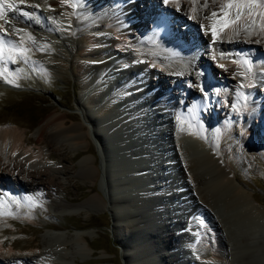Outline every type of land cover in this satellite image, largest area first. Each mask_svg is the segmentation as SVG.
Instances as JSON below:
<instances>
[{"label":"bare ground","instance_id":"6f19581e","mask_svg":"<svg viewBox=\"0 0 264 264\" xmlns=\"http://www.w3.org/2000/svg\"><path fill=\"white\" fill-rule=\"evenodd\" d=\"M74 1L77 0H24V4H20L19 0H12L22 10L38 13L40 22L35 23L19 13L9 12V23L5 25L8 35L4 41H0V45H2L0 60L5 64L2 65L7 69V75L14 78L13 67L11 69L13 62L9 56L12 52H19L25 44L23 39L21 41L11 31L13 26L23 30L21 34L23 38L25 37V26L43 29L42 32L46 31L47 37H50L51 40L52 37H61L62 34L71 35L73 40L64 39V43L69 51L67 56L70 59V64L71 66L72 64L76 65L79 81H81L77 105L83 113V120H76L64 111L52 112L36 128L35 139L28 137L27 128L23 129L20 124L0 121V199L4 201L0 203V264H19L21 259L30 264H41V261L46 262L56 255H61L64 258L63 264H71V260L75 259L77 255L74 243L76 242L80 249L85 250L82 246V241L87 242L84 233H78L72 238L63 233H49L48 239L41 244L37 237L27 239L26 233L22 231V238L17 240L20 232L15 228L6 227V225L22 226L23 224H20L24 222L23 218L31 221L35 217L33 210L37 206L30 208L23 200L20 205L13 204L4 196V193H7L9 197L19 198L32 195L36 204L41 205L39 207H53L55 211L71 209L70 201L61 194L63 191L61 175H72L75 167L61 163H64L66 159L72 161L76 155L65 156L63 154L61 163H58L54 150L57 145H61L63 148L67 145L81 147L86 144L89 146L88 137H91L100 152V147L103 150L104 141L100 129L108 134L109 139L114 142L115 139L111 138V133L112 128L116 126L119 129L120 141L137 149L138 143L134 142L136 138L145 139L146 136L139 132L130 133V126L137 123L136 126L141 125L140 127L145 128L148 124L145 121V114L139 115L138 109L134 110V118L131 113H125L123 115L124 122H133L130 126H125L122 120H118L116 123L109 117L116 110L123 111L124 107L127 110L132 109V106L135 108V102L138 100L120 101V97L123 93H130L131 89L136 93L142 89L147 92L149 89L145 81H150L153 85H149L152 89L156 87L155 90L145 99L138 97L139 94H135L136 98L138 97L140 102L143 101L145 105L152 104L150 110L160 120L157 122L147 117L156 125L154 130L161 131L162 136L165 132H169L170 136L174 135L175 145H177L174 151L178 159V170L169 167L170 174L156 172L155 169L151 170L157 173L160 180L168 179L171 173L174 174L178 192L182 193L185 199L179 195H173L175 201L171 200L170 202L167 200L168 196L161 198L153 194L155 197L153 201L161 202V205L157 204L159 206L155 207L160 208L164 215L160 217L159 213L154 210L148 214L147 206L151 198H146L141 187L136 183L142 180L146 182L148 173H151L149 166H152L150 163L147 164V160L155 157L151 151H148L149 155L147 156L142 153L140 157H137L134 156L136 153L133 150L131 155L134 158L130 157L128 160L140 168L137 174L139 179L135 177V174L130 175V169L125 168L121 162L120 164L117 162V171L112 170L108 173L113 181L111 187L109 185L112 193H109L108 198L105 200L100 193H96L79 206L86 207L89 206L88 203L93 204L96 209H105L108 205L111 206L116 227L118 226L116 235L123 241V249L126 251L125 264H264V246L260 245L263 248H257L260 243L258 239H261L258 238V233L264 227V209L254 201V195L248 194L246 189L236 182V177L225 159L219 143L227 136L235 137L237 134L236 125L229 119L232 114L237 116V123L244 125V128L249 121L252 124L245 128L246 134L242 139L240 137V144L245 147L248 145V149L252 152L258 146L261 147L259 143L264 140V131H262L264 129V27H262L264 20H261L258 14L255 17L249 16L247 10H244V14L234 24H229L222 30L218 25L217 35L214 39L210 25L214 19L222 18L223 13L220 9L227 3V0H176V2L167 4L164 3V0H150V3L148 0H118V6L117 1L115 4H111V0V2L107 1L110 7L106 8L97 5L101 0H79L80 4L76 9L72 6ZM86 3L94 5L93 7L97 8V12L99 11L100 14L96 16V12L92 13L95 9H90ZM177 3L179 7H177ZM25 4L38 7L26 8ZM158 4L164 6L162 17L160 10L156 8L153 9L154 14H152L153 10L147 14L143 12L149 8V5L153 8ZM205 4L207 7L204 6ZM136 7L144 10L139 12ZM46 11L55 18L56 23L48 21L42 13H46ZM213 11L218 13L214 19L211 17ZM235 12V9L230 12L232 20L236 19ZM90 13L95 15L89 16ZM152 16H160L161 26L153 24L156 27L155 30H152L153 26L151 28ZM137 17L141 20V25L130 22L131 19ZM173 21L182 22L183 26L185 28L187 26L189 30L182 32L176 29V26L172 24ZM0 24H4V21L0 20ZM111 32L115 34L116 38L111 36ZM2 33L3 29H0V34ZM79 34L85 38L86 45H82V43L79 45L75 40V36ZM43 35L45 34L42 33L40 37L36 38L35 43H39ZM178 35L179 41L176 42ZM155 38L158 40L154 41ZM38 43V51L46 53L45 44L38 46ZM238 44L246 45L247 52L237 55L238 58L235 62L228 61L224 55H217L218 48L225 49ZM12 45H17V49L14 50ZM48 45L46 42V46ZM49 46L54 50L51 45ZM186 50L191 51L193 56L195 53H199L198 61L210 63L213 78L215 72L220 73L224 87L219 94L223 96L224 104L220 110L222 122L217 123L218 125H213L212 121L218 116L220 117L221 114L211 103L219 102L218 94L216 95L213 89L208 94H200L199 88L195 84L189 83L190 86H185V88L182 86L183 81H190L189 78H192V72L196 71L195 68L199 63L196 61L195 64H191L190 69L181 66V62H186L184 61L186 57L190 58V54L185 56ZM117 57L122 62L117 63ZM245 59L251 64L250 72L247 70L248 65L243 63ZM5 61H8L9 65ZM128 61L136 65L134 73H137L135 75L137 80L122 85L121 88H118L121 90L118 92L117 89L115 90L116 93L110 92L108 81H112L119 69L126 67L125 63ZM35 64L52 69L53 72L62 75L68 68L65 62L62 63L47 55L41 56ZM243 65H245V69H242ZM192 66L193 69H191ZM106 70L111 71L105 77ZM20 75L21 72L17 76ZM0 80H3L1 73ZM10 84L14 87L16 85ZM255 88L258 91L257 96L252 99H244L238 109H232V92H236L237 95L244 94V91ZM142 94L141 91L140 96ZM207 96L211 97L209 102L211 105L207 104ZM154 97L157 98L155 103L152 102ZM226 99H228V103H226ZM121 102L125 104L121 106ZM85 105L90 110H87ZM202 107L209 108L208 111L211 112L209 113L213 115L209 118L210 120L202 116ZM142 111L141 113L145 110ZM195 117L197 124L194 123ZM162 118L165 119L164 122ZM69 119L72 121L68 122ZM125 129L129 131L127 132ZM147 139H150V144H153L158 138L156 135ZM188 140L191 142V147L184 146L186 144L184 142ZM143 142V140H139L140 145ZM113 144L118 151L117 143ZM157 144L160 145L158 142ZM166 150H168L167 147ZM80 163L83 168L81 178L94 183L99 181V187L103 190V164L98 165L96 154L89 153L81 159ZM141 163L146 164H142L141 167ZM204 166L205 168L210 167V169L207 167L209 169L207 173L204 168L202 171ZM145 167L149 168L150 172H142L141 169H145ZM118 175L122 176V179L118 178ZM116 176L117 183L114 182ZM164 184V188H162L164 192L168 186L173 185L170 180L169 182L165 181ZM163 185L151 187V191L156 192V189L158 190ZM212 189L221 191L222 197L220 198H222L223 209L231 220H235L237 217L247 219L246 223L244 222L245 225L241 227V232L238 231L239 235L231 232L230 227L225 224L222 214L217 211L212 197L214 194H211ZM176 199L179 200L176 201ZM184 206L187 208L186 216L182 213ZM6 210L13 215H4ZM167 212L170 213L167 214ZM146 214L150 215V218ZM151 215L155 218H151ZM183 217L189 219L188 224L185 223ZM172 218L175 220H170ZM180 219L185 225H181ZM178 225L182 226L181 232L176 230ZM38 228H41V225ZM144 232L149 237L155 236L154 242L150 241L149 237L143 239L145 235L143 236L142 233ZM7 236L14 239L10 246ZM60 239H63L60 241L61 243H57L56 241ZM148 243L151 244L152 251L147 247ZM26 245L33 246L35 249L28 250L29 252L25 254L15 251V247ZM70 246H73V249ZM136 254H139L141 259L138 260ZM185 255L187 257L183 258Z\"/></svg>","mask_w":264,"mask_h":264},{"label":"rangeland","instance_id":"374dc122","mask_svg":"<svg viewBox=\"0 0 264 264\" xmlns=\"http://www.w3.org/2000/svg\"><path fill=\"white\" fill-rule=\"evenodd\" d=\"M107 1L111 2V0H101L99 6L101 8L102 6L103 8L110 7L109 6L110 4L107 3ZM112 1H113L112 3L114 4L115 1H117V6H118V0H112ZM148 3H150V0H148ZM86 4L90 6L89 7L90 9L91 8L95 9V11H93L92 13L96 12L95 13L96 16L100 14L99 11L97 12V8L93 7L94 5L92 6L89 3ZM136 4L138 3L136 2ZM150 6L151 5L148 6L149 8L147 7L148 8L147 10L143 9L144 11L142 9H138L137 7L136 10H139V12L141 11L146 12L147 14V12L153 10L154 8L163 11V7H164L163 4H158L153 8ZM154 10L152 11V14L155 13ZM100 12H102L101 9ZM30 13H34L35 18L29 20H32L35 23L40 22V18H39L40 16L38 13L36 12H30ZM92 13L88 15L89 16L95 15ZM45 14L46 16H48L47 18L50 21L52 20L51 22H53V24L54 22L56 23L55 18L51 16L49 12L46 11ZM147 18L150 19V17ZM167 19L169 20V18ZM162 20L164 21L165 19L163 18ZM140 21L141 20H139L138 17L130 20V22H134V23L136 22L141 25ZM175 23L176 22L174 21L172 22V24L176 26L175 28L181 30L182 32H185L188 29V27L186 26L185 28V26H183V23L180 21H178L176 24ZM152 26L153 23H151V28ZM24 28H25V32H24L25 37L23 38V40L25 46L22 47L19 52H12V54H10L9 56L10 60L13 62V64L11 65V69L13 67L12 72L14 71L13 73L15 75L14 78H11L10 76L7 75L8 74V72H6L7 69H5V67L2 65L4 63L0 60V73L3 75V80H0V121H3L5 123L14 122L20 124L23 127V129L27 128L28 137H30L31 139H35L36 128L43 120H45V118H47L49 114H51L56 110L64 111L70 117H73L76 120H83V113L77 105V100H78L77 94L81 88V83H80L81 81H79L80 79L77 74L76 65L72 64L71 66L70 64V59L67 56L69 51L64 43L66 39H68L69 41L73 40L71 35L66 33V34H62L61 37L54 38L51 36L52 37L51 40L50 37H47L46 31L42 32L43 29L41 30L30 26H25ZM155 28L156 27L153 26L152 30H155ZM42 33H44L45 35L42 36V38L39 40V43L38 42L33 43L31 40L28 39V36L31 35L36 41V38L40 37ZM112 35L113 38L114 37L116 38L115 34L111 32V36ZM76 36H75V40L79 43V45L81 43L82 45H86L85 43L86 40L84 37H81L80 34L77 37ZM46 42L49 45H51L54 48V50L51 49V47L48 45L47 48L45 49L46 53H43L42 51H38L37 43L38 46H43L44 44L46 46ZM21 53H23V55H21ZM43 55H47L49 57H52L53 59H57L62 63L65 62V64L68 65L65 74L62 75L60 73L53 72L52 69L43 67L42 65L35 64ZM24 57H27V59H25ZM5 62L7 65H9L8 61ZM20 72L21 75L18 77L17 75ZM215 75L220 76V73ZM12 80L14 81V83ZM125 81H126L125 79H121L119 83H125ZM10 83L16 84L17 86L15 85L14 87V85H12L13 87H6V88L2 87V85L11 86ZM183 83L184 84H182V86L184 88L185 86L186 87L190 86L187 80L186 82L183 81ZM149 84L153 85L152 83ZM149 84H148V88L150 89L151 86ZM155 88L156 87H154L153 89L151 88V90L154 91ZM217 98L219 99V102H214V103L212 102V106L216 108V111L220 113L221 116L220 117L216 116L217 118L215 120L213 121L211 120L213 125H218L217 123H219L220 121L222 122V120H220L222 119L221 118L222 113L220 110H222L221 107L223 106L222 104H224V98L220 94L217 96ZM208 105H211V103H208ZM202 109H203V111H201V114H203L202 116L206 117L207 120H210L209 118L213 115H211L210 114L211 112L208 111L209 108L202 107ZM170 110H172V108ZM194 119H195L194 123L197 124V118L195 117ZM69 121H72V119H69L68 122ZM233 123L236 125V131H237L236 136L235 137L227 136L226 139L219 142L220 146L224 152L225 159L229 163L232 172L236 177L235 179L236 182L241 184L246 189L248 194L254 195L255 199L254 198L252 199H254V201L261 208L264 209V140L260 141L259 143L261 147L258 146L257 149H254L251 152L248 149V145H246L245 147V145L240 144L241 143L240 137L242 139L246 134L244 125H239L237 123V119ZM262 131H264V129H262ZM88 138H89L88 141L89 146H87L86 144L81 147L75 145H67L65 146V148H63L61 145H57L56 150H54L55 159L56 162L58 163H61L62 160L61 157H63V154H65V156L76 155L72 161L66 159L67 161L64 160V163L63 162L61 163L64 165L75 167V171L74 173H72V175L69 174H67V176L61 175V181L63 182V186H62L63 191L61 192V194L64 195V197H66L70 201V205L72 206V208L55 211L53 207L43 208L37 206L36 208H34V210L32 209L35 214V217L31 221L27 220L26 218H23L22 220L24 222L20 224V225L23 224L22 226L14 227L10 224H7L6 227L15 228L18 230V232H20L19 238L17 240L22 238L21 232L24 231L26 233L25 237L27 239H33L34 237H37L38 241L41 244L42 242H44V240L48 239L47 236L49 233H54V234L63 233L70 238H72V236H76L78 233H84L86 235L85 237L87 239V242L82 241L83 244L82 246L85 248V250L80 249L78 244H76L75 242L74 249L77 255L75 259L71 260V264H125L126 251L122 249L123 241L116 235L118 226L116 227L111 206L108 205L107 208L105 209H96L95 206H93V204L90 205V203H88L89 206L86 207L79 206L81 203L86 202V200L90 199L96 193H100V195H102V197L106 200V196L99 187L100 185L99 181L94 183L92 181L84 180L83 178H81V174H82L81 171L83 170V168H81L80 162L84 156H87L89 153H94L97 156L98 165L101 166L102 164V163L99 164V153L97 151L98 146L96 145L94 139H92L91 137ZM161 138H164L163 141L164 143H162V145L165 144L168 146L167 151L169 153L167 155H168V159L173 160L172 168H176L178 170V159L176 158L174 151V149L176 150L177 145H175L174 135L171 134L170 136L169 132L168 133L165 132L163 136L161 135ZM184 143H186L184 144V146L191 147V142L189 140L185 141ZM163 148L157 147L156 149H158V151H154L153 149H150L149 151L153 153L155 157L154 159H158V160L166 159L164 157H167V155L163 154L164 153L162 150ZM169 148L171 149V151H169L170 150ZM157 152H159V154L161 155H158ZM118 163L120 164V162ZM207 167L210 169L209 166ZM203 168L205 169L206 173L207 170L209 171V169L208 168L206 169L205 166L202 167V171H204ZM144 170L145 171L143 170L141 171L146 173L147 170H149V168H145ZM150 171L151 173L152 172L155 173L154 170L150 169ZM173 171H175V169ZM170 176H171L170 178L173 180V181L171 180L173 185L168 186V189L170 191L173 189L172 190L173 194L171 193V196H168L167 200L170 202L171 200L175 201L174 198L175 195H179V197L185 199V196H183L182 193L179 194V192H177L178 184L177 181L174 179V174L171 173ZM164 185L161 187H164ZM156 192H154L155 196L161 198L164 197V193L161 192L156 193ZM142 193H144V191H142ZM211 194L212 195L214 194L212 197L213 200L215 201V206L217 208V211L222 214V218L224 219L225 224L230 227L231 232H233L235 235H239V233L241 232V227L245 225L247 219L246 218L242 219V217H237L235 220H231V218L228 217L227 213L223 209L222 198H220L222 197L221 191L212 189ZM179 199H176V201ZM157 204L161 205V202H157ZM155 206L158 205L154 204L152 210L159 213L158 216L160 217L161 215L163 216L164 214L162 210L160 208L157 209V207ZM182 209H183L182 213L185 214V212L187 211L186 206H184V208ZM137 211L139 212V209ZM186 215L187 214H185V216ZM153 217L155 218V216L151 215V218ZM183 218L185 223L188 224L189 219L186 217ZM182 222L183 221L181 220V225H183ZM39 225H41V228H38ZM181 225H178V227H176L177 231L178 230L180 232L182 231ZM262 229L258 233L259 235L258 238L261 239H258L260 240V243L258 244L257 248H263L262 246H264L263 245L264 227H262ZM7 238L9 239L8 245L10 246L13 243L14 239L11 238V236H7ZM62 240L60 239L57 240L56 242L61 243L60 241ZM71 248L73 249V246ZM32 249H35V247L30 245H26L23 247H15V251H17L19 254H23V253L25 254ZM150 249L152 251V248ZM63 261L64 258L61 255L58 256L56 255V257H51L50 259L46 260V262L41 261L40 263L63 264ZM19 264H30V263L21 259L19 261Z\"/></svg>","mask_w":264,"mask_h":264},{"label":"water","instance_id":"95a60500","mask_svg":"<svg viewBox=\"0 0 264 264\" xmlns=\"http://www.w3.org/2000/svg\"><path fill=\"white\" fill-rule=\"evenodd\" d=\"M111 71V70H110ZM110 71H108V70H106V72L104 73V76L106 77V76H108L109 75V72ZM120 75H121V71H118L117 73H116V75H114V79L112 80V81H108V85H109V88H110V92H113L114 93V91L117 89V90H121V89H118V88H121L122 87V85H126V83H119L120 82ZM124 76V75H123ZM130 78H132L130 75L128 76H126V79H130ZM117 80V81H116ZM134 80H132V82H133ZM131 82V83H132ZM129 83H130V81H129ZM114 84H115V86H114ZM118 84V85H117ZM146 84V83H145ZM149 89V88H148ZM144 90L145 89H142V90H139L138 91V93H136L135 91H133V89H131L130 90V93H123L122 94V97H120V101H127V100H138L137 102H135L136 103V107L134 108L132 105V109H126L125 107H124V110L122 111L121 109H119L118 111L116 110L115 112H114V114L113 115H111V117H109L111 120H113L114 122H116L117 123V121L118 120H122L123 121V123L125 124V126L126 125H129L130 126V124H132L133 122L132 121H126V122H124V114L126 113H131L132 115H133V118L135 117L134 116V110L136 111V109H138L139 111H140V114L139 115H144L145 114V116H146V120L145 121H147L148 122V126L146 127L145 126V128L144 127H140L139 125V127L138 126H136L137 125V123H136V125H134V123L132 124V126H130V133H132V134H135V133H138L139 132V134H143V136H146L145 137V139H140V138H136V141H134L135 143H138L137 145H136V147H137V149H133L132 147H130V145L129 144H127V145H125L124 143H123V141H120V137H119V135H118V131H119V129H117V126L116 127H114V128H112V133H111V138H113V140H114V142H116L117 143V145H118V147H119V150L117 151V148H115V146H114V142H112V140H110L109 139V136H108V134H105L104 132H103V130H101L100 129V132H101V136L104 138V141H103V150H102V148L100 147V152H99V150H97L98 151V153H99V164H103V171H104V180H103V184H102V187H104V188H102L103 190H102V192L104 193V195L106 196V198H108V195H110L109 193H112V189L110 188L111 187V184H113V181L110 179V177L108 176V173H109V171H112V170H115V171H117V162H121L122 164H123V166L125 167V168H127V169H130V172L131 173H129L130 175L132 174H135V177L137 178V179H139V176L137 175L138 174V172H139V169L140 168H138L137 167V165L135 164V163H131V162H129V160H130V155L133 153V150H135V153H136V155H134V156H137V157H140V155L143 153L144 155H149V149H153L154 151H158V149H156V147H159V144H157V142L158 143H160V147H164L165 148V150H163V154L164 155H167L169 152H167V150H166V147H168L167 145H165V144H163L162 145V143H164L163 141H164V138L162 139L161 138V136H159V134L161 135L162 134V132L161 131H159V130H154V129H156V125H154L150 120H148L147 119V117L148 118H150V119H152V120H154V121H157V122H160V120H158V118L159 117H157L154 113H152L151 112V110H150V108H152V104L150 103V105H145V103H143V101H141L140 102V100L138 99V97H140V98H146L147 97V95H149L150 93H153V91L152 90H148L147 92H144ZM141 91L143 92V94L140 96V94H141ZM146 91V90H145ZM130 94V95H129ZM135 94H139V96L136 98V96L137 95H135ZM158 95L160 96V94L158 93ZM143 99V100H144ZM157 101V98L156 97H154V98H152V102H156ZM121 104V106H123V104H125V103H120ZM144 112H143V111ZM141 111L143 112V113H141ZM136 116H138V114H136ZM163 117V116H162ZM102 118V117H101ZM100 118V119H101ZM163 119V122H164V118H162ZM99 120V119H98ZM110 122V121H109ZM108 122V123H109ZM160 124V123H159ZM117 125V124H116ZM162 126V125H161ZM138 130V131H137ZM111 132V131H110ZM157 135V140H155L154 141V143L153 144H150V139H147L148 137H152V136H156ZM132 136H134V135H132ZM119 138V140H117L118 138ZM136 137V136H135ZM138 140V141H137ZM139 140H143L144 142V146L142 145L143 143H141V145L139 144ZM145 142H147V143H145ZM148 145H149V148H147L148 147ZM156 149V150H155ZM145 150V151H144ZM143 151V152H142ZM157 154L158 155H161V154H159V152H157ZM123 156V157H122ZM129 157V158H128ZM131 157H133L132 155H131ZM136 157V158H137ZM126 158V159H125ZM129 159V160H128ZM143 160V159H142ZM165 160V161H164ZM159 161V162H158ZM159 163V165H158V163ZM162 162H166L165 164L164 163H162ZM148 163H150V164H152V166L150 167L149 166V168L150 169H155L156 170V172H160V173H168V174H170L169 172V167H172L173 166V160L172 159H168V155H167V158L166 159H163L162 161H160V160H158V159H152V158H150V160L148 159L147 160V164ZM114 164V165H113ZM142 164H146V163H141V167H142ZM163 164L165 165V167H166V169L164 168V166H163ZM113 165V166H112ZM162 165V166H161ZM160 167H162V168H160ZM116 168V169H115ZM146 168V167H145ZM141 170H143V171H145L144 169H141ZM149 170H147V172H148ZM128 174V175H129ZM147 177H148V179L146 180V182L144 181V180H142V181H138L136 184L137 185H139V187H141V190L142 191H144V193L143 194H145V196H146V198H151L150 199V201H149V204H148V206H147V209L149 208V213L148 214H150V212L152 211V208H153V206H154V204H156L157 205V203L156 202H154L153 200H154V196H153V194H154V190H152L151 191V187H158L159 185H163L164 184V182H165V180H166V182H169V180L171 181L172 179L171 178H168V179H166V178H164L163 180H160L159 179V176H157V173H148V175H147ZM169 177H171V176H169ZM118 178H121L122 179V176H120V175H118ZM116 181V183H117V176H116V178H115V180H114V182ZM173 181V180H172ZM124 183V182H123ZM150 183V184H149ZM155 183V185L153 186V184ZM158 183V184H157ZM109 185H110V187H109ZM162 188H164V187H161V188H159L158 190H156L158 193L159 192H161V193H164V196H169V195H171V193H172V191H170V190H168V191H165L164 192V190H162ZM153 189V188H152ZM110 190V191H109ZM117 191V190H116ZM177 191V190H176ZM156 192V193H157ZM178 192V191H177ZM173 194V193H172ZM115 195H117V193H115ZM159 195V194H158ZM167 199H168V197H167ZM159 206V205H158ZM143 209H145V207L143 206ZM179 212V211H178ZM153 213V212H152ZM170 212H167V214H169ZM148 214H146V216L148 215ZM147 217H149L150 218V215H148ZM170 220H175L174 218H172V219H170ZM183 220H184V218H183ZM183 225H185V223H183ZM143 234V236H144V238L143 239H145V237H149L147 234H145V232L144 233H142ZM152 234H154V233H152ZM154 239H156V237L155 236H151V237H149V240L150 241H152V242H154ZM142 241V240H141ZM143 241H145V240H143ZM142 241V242H143ZM150 245L151 244H147V247L150 249ZM122 247L124 248V245L122 244ZM122 248V249H123ZM189 255V254H188ZM190 256V255H189ZM136 257L138 258V260H139V258H140V255L139 254H136ZM185 257H187L186 255L183 257V258H185ZM141 259V258H140Z\"/></svg>","mask_w":264,"mask_h":264},{"label":"snow or ice","instance_id":"6c2138e0","mask_svg":"<svg viewBox=\"0 0 264 264\" xmlns=\"http://www.w3.org/2000/svg\"><path fill=\"white\" fill-rule=\"evenodd\" d=\"M169 2H176V0H164V3L167 4ZM20 4H24V0H19ZM73 7H75V5H72ZM205 7H207V4L204 5ZM25 7H38L36 5H28L25 4ZM177 7H179L178 3H177ZM235 9V16L236 19L232 20L230 18V12L231 10ZM244 10H247V14L249 16L255 17L257 14L260 16L261 20H264V0H227V3L222 5L220 11L223 13V16L220 20H215L214 18L217 17L218 13L213 11L211 14V17L214 19V22L210 25L211 29H212V35L213 38L215 39L216 35H217V26L220 25V30L223 29V27H227L229 24H234L236 21H238L241 16L244 14ZM257 10H259L257 12ZM12 12V13H19L21 16L26 17L28 19H33L35 18V14L34 13H30L28 11H24L22 10L19 5L15 2H12V0H0V20L4 21V24H0V29H3V33L0 34V41H4V38L8 35V29L5 27V25H7L9 23L8 21V13ZM253 23H255V20H253ZM262 27H264V25H262ZM11 31L17 35L18 38H20V40L22 41L23 37H22V29H18L15 28L14 26L11 28ZM28 39L31 40L33 43H35L34 38L29 35ZM8 43H11V41H8ZM13 49H17V45H12ZM47 48V46H45V49ZM26 51V50H25ZM0 53H2V45H0ZM21 55H23V53H21ZM25 59H27V57H24ZM243 63L245 65H248V71H251V64L248 60H244ZM11 82V81H8ZM241 87H243V85H241ZM201 91H203V89H201ZM238 95H243L242 93H239ZM4 196L7 197L9 200H11V202L13 204H17L20 205L21 200H23L27 206L31 207H35V206H41L36 204L34 197L32 195H28L22 198L16 197V196H8L7 193H4ZM4 201L2 199H0V203H3ZM4 215H13V213H11L10 211H5L3 213Z\"/></svg>","mask_w":264,"mask_h":264}]
</instances>
